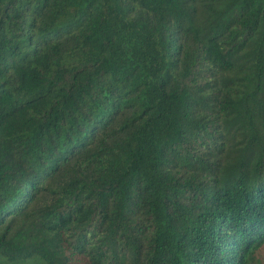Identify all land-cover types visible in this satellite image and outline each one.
Listing matches in <instances>:
<instances>
[{"label": "trees", "instance_id": "obj_1", "mask_svg": "<svg viewBox=\"0 0 264 264\" xmlns=\"http://www.w3.org/2000/svg\"><path fill=\"white\" fill-rule=\"evenodd\" d=\"M264 264V0H0V264Z\"/></svg>", "mask_w": 264, "mask_h": 264}, {"label": "rangeland", "instance_id": "obj_2", "mask_svg": "<svg viewBox=\"0 0 264 264\" xmlns=\"http://www.w3.org/2000/svg\"><path fill=\"white\" fill-rule=\"evenodd\" d=\"M27 264H29V263H27ZM37 264H40V263L38 262Z\"/></svg>", "mask_w": 264, "mask_h": 264}]
</instances>
